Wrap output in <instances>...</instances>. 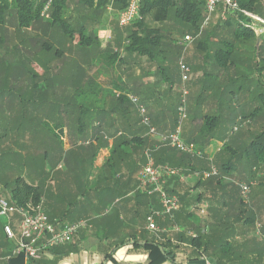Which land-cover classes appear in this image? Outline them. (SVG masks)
<instances>
[{"label": "crops", "instance_id": "crops-1", "mask_svg": "<svg viewBox=\"0 0 264 264\" xmlns=\"http://www.w3.org/2000/svg\"><path fill=\"white\" fill-rule=\"evenodd\" d=\"M64 13L70 15L66 18L67 25L72 29L76 28L74 30L83 31L91 39L89 44L84 47L78 46L75 41H71L67 37L71 41L66 39L69 41L70 47L76 54L82 52L81 60L85 58L87 61L88 59L92 61V56H95L93 58L96 65L98 62L104 63V67L99 65L97 71H93L91 64L87 66L86 70L81 67V70H77L75 75L80 76V82L82 83L85 79L87 80V77L91 79L96 77L100 70L96 82L101 84V89L111 91L115 96L114 101L107 102L105 99L106 101L104 100L102 105L101 103L99 104L98 100L90 104L85 102L86 104L83 103V105H91L97 109L101 107V110L106 107L114 108L120 92H125L127 96L131 93L130 88L120 91L119 77L115 79L114 75L122 73L124 76L121 84H125L126 79L129 77L134 78L133 68L136 70L130 64L136 55L129 56V64L124 62L126 59L124 55L120 57V61L114 63L112 62L113 60L109 59L108 50L112 49L113 52H118L116 43L118 8L114 7V4L109 3L104 8L96 9L90 7L83 0H67ZM165 24L167 23L152 24V26L164 28L171 35L174 22L173 24L171 22V25L167 24V27H165ZM51 29L53 27L45 30H50L51 32ZM17 30H22V32L30 31V29H18V27ZM51 34H57L58 40L51 42L50 47H55L58 43H62L59 42V36L63 38L66 36L62 29L59 30V33ZM186 35L190 34H184V36ZM24 37H27V40L37 37L35 40H40L41 36L33 34ZM24 37L17 42L18 48H21L20 51L0 53V67L2 69L0 73V90L5 88L3 83L6 82V91H15L17 89L21 93V99H14V102L17 104L24 102V106L29 103L32 104V107H36V105H41L45 102L49 103L50 98L56 99L51 95L47 96L49 99L45 96L42 99V94L51 93L58 87L55 77L59 75L62 77L61 86L64 85L63 87L66 89H71L72 85L74 86L75 83L70 85L74 68L71 69L69 65L64 64L66 62L62 59L65 56L64 50L62 51L59 48L56 52H51L47 50L48 47L43 45V53L36 51L30 55L25 52L24 44L26 39ZM123 43L124 41L122 40L121 44ZM178 45L184 47L182 42H179ZM196 48L199 49V47ZM91 49H95V53H89ZM191 52L192 48L189 46V55H184L183 58L184 60L187 58L186 61L195 62L199 58L198 56L195 57ZM11 58L19 59L24 63L20 64V67L13 65L15 68H10L6 64V60ZM52 59H55L56 62L50 63ZM143 61L147 65L149 60L144 57ZM25 64L31 66L27 69L28 80L30 76L29 70L32 69L34 71L32 79L27 81L29 83L24 79L27 76L26 72H23ZM93 66L96 67L95 65ZM110 68L111 70L113 69V72ZM21 73L23 74V79L21 78L20 82L12 81V76L17 77ZM5 77H9V79L5 81ZM145 83L148 84L149 82L145 81ZM89 90L90 88H86V91ZM246 96L250 97L248 94ZM246 96H242V98L246 99ZM146 100L148 103L150 101L156 105L153 107V110L155 108L153 125L158 129L156 130L157 134L167 135L172 131V126L169 114H166L163 109L164 102L158 99L155 104L156 99L154 96H150ZM256 100L255 95H253L252 105L249 100L248 104H245L247 107L243 114L242 112L238 113L237 105H232V108H234L232 117L236 120L229 130L228 139L227 135H218V138H222L221 141L215 138L209 140L205 136L207 139H203V143H196L194 141L198 137L204 138V136L200 135L203 121L197 117L186 121L182 132V140L193 143L203 153L204 160H188L185 158L183 161H179L181 156L177 155L176 159L178 160L176 161L158 164L168 165L179 171V176L166 178L162 188L168 194L174 192L183 196L184 202L187 203L183 208L182 205H179V211L172 218H156L155 222L160 229L158 234H152L147 231L145 219L150 213L159 210V197L157 195L149 196L146 189L140 187L139 173L144 165L146 152L149 151L154 159L155 154H159L161 149L167 147L157 137L137 133V127L132 125L126 115L114 112L113 118L116 122L114 125H121L122 129L119 126L116 131L115 127H111L107 135L102 133V137L97 135L92 138L91 145L96 147V151H70V139L78 140L79 138L78 136L70 137V130L66 127L63 128L62 132L60 131L62 133L60 138L63 141V151H49L50 157L45 165L29 161L28 156L31 155V151L19 150L17 145H13V151H5L4 153L0 151V198L7 200L13 188L14 180L22 178L26 183L39 189L41 198L38 203L41 204L42 210L52 224L62 226L77 221L86 222V227L80 229L69 244L45 251L39 260L32 261L25 259L22 255H12L17 243V222L19 220L18 215H13L11 216V221L15 239L8 240L4 236L2 223L0 222V264H148L149 251L146 246L151 244H164L165 250L174 255L176 264H205L206 261L209 262L206 256L201 253V250H195L190 247L187 238L197 235L203 237V240L208 237L212 238L213 234L221 231L222 226L237 224V220H241L243 214L236 216V205L231 207L232 212L228 216L229 222L228 219L223 220L224 218L221 217V213H224V210L219 212L220 214L218 212L214 213L215 208L223 203L226 196H218L215 183H211L212 181L209 179H201L198 174L209 171L211 168L221 171V165H226V168H228V160L222 151L223 145H227L229 151L232 153L236 152L237 157H240L238 161L233 160L234 165H237L236 167H231L225 174L220 172L222 173L223 183L230 184L229 182H231L233 184L234 177L238 175L237 170L249 171V175L246 174L247 179L255 171L252 155L245 157L246 152L244 153L245 155H241V153L247 151L248 144L256 135L264 131V116L261 115V111H254L260 107L257 106ZM60 101L66 103V96H60ZM5 102L11 101L0 99L1 106L13 105V103ZM211 108L214 109L212 105L209 106V110ZM102 113H104V110H102ZM241 119L242 123L246 122L245 124H250L251 126L254 122L257 123L252 126L251 131L239 133L237 122ZM235 128H237L236 131H234ZM76 133L78 134L79 130ZM217 134H220L219 131L215 132V135ZM120 135L127 138L142 136L147 139V146L143 151H115V154H112V151L109 150L114 139ZM22 139L21 137L20 140ZM100 139L105 142L98 148ZM16 140H19V138H16ZM33 153L39 152L32 151ZM174 163L175 166L173 165ZM82 172L85 173L84 178H81ZM246 180L237 184V187L239 188L241 184H245ZM197 197L199 198L198 202L195 201ZM200 208H204L205 214L203 216L199 213ZM256 215V222L253 228L262 229L264 227V209L257 212ZM231 216L234 218H231ZM236 227L239 228L240 226L237 225ZM245 228L247 226H241L239 229L244 230ZM160 250L163 252L162 247H160ZM162 264H170V262L166 261Z\"/></svg>", "mask_w": 264, "mask_h": 264}, {"label": "rangeland", "instance_id": "rangeland-1", "mask_svg": "<svg viewBox=\"0 0 264 264\" xmlns=\"http://www.w3.org/2000/svg\"><path fill=\"white\" fill-rule=\"evenodd\" d=\"M67 16L70 15H66L65 13L62 15V18L65 22L67 21ZM219 18L220 14L219 11H217L216 14L213 15L210 24L200 36V38L190 45V47L192 48L191 53L195 55V57L198 56L199 58L196 59L195 62L186 61L187 58H185V60L183 58L184 55H189V46L184 48L180 45H175V43L179 44V42L183 41V36L184 34H186V30L184 28H181L177 22H174L173 24L172 21H169L167 22V24L171 25L172 22V24L174 25V28H172L171 31V35H168V37H170L171 39L170 42L172 47L169 44V41L166 46L163 44L161 52L156 53L155 59L152 62L148 61L147 65L144 64L143 57L134 56L135 60H131L130 63L131 66H134L136 68V70L133 68L134 78L129 77L128 79H126L125 84H121L124 76L122 73L119 75H117L116 73L114 75L115 79H118L119 77L118 83H120V91L128 90L130 88V95L127 96L125 92H120L118 96L123 94L128 98V101L130 102V112L126 116L130 120V122H132V125L137 127V133L148 134V127L142 123V117L140 116V113L138 111V106H142L145 109V116L150 120V125L154 127L153 114L155 108L153 110V107H155L156 105L152 104L150 101L148 103L146 99L150 98V96H154V98L156 99L155 104L158 99L164 102L163 109L166 114H169V120L172 126L171 130L173 131L174 128L178 125L181 127V133L183 132L184 125L188 119H194L197 117L198 119L201 118L202 120L204 116H213L219 117L220 123L218 129L223 130L222 133H224V131H227L226 137L228 139V130L233 125L230 123L232 118L228 119L229 114L233 115L232 113H234V108H232V105H237V110H239L238 113L240 114L242 112L243 114V112L245 113L247 107L245 106V104L247 105L249 100L252 105L253 95H255V99H257L255 101L256 104H258L257 106L261 107V110H259L262 113L261 115L264 116V101L260 97L261 93H264V70L260 75L255 74L253 70L245 75L243 74V72L236 73L233 69V74L228 77V68L222 69L218 66L215 58H213L215 48H223V44L220 43L221 39L223 37L231 39L232 30L221 23ZM167 24H165V27H167ZM252 25L256 36L259 37V35L264 33V28L260 26V23L254 22ZM16 26L17 20L13 12L5 11L1 14L0 53H15L17 51H20L21 48H18L19 46L17 42H19L20 39L24 36L37 34V36H41L40 40H35L37 37L35 39L30 38L28 40L27 37H24L26 39L24 44L25 52L29 53L30 55H32L33 52L36 51H40V53H43V45L45 47H49L50 49L48 50L51 52H56L58 48L62 51L64 50L63 53L65 54V56L62 57V59L66 61L64 64L69 65L71 69L74 68V74L71 77L72 79L70 81V85L74 83L75 84L74 86L72 85L71 89H66L63 87L64 85L61 86L62 77L60 75L55 77L56 81L58 82V87L56 88V90L51 91V93L46 92L42 94V99L44 96L49 99V97H47L49 95L55 97L56 99L50 98V101L48 100L49 103H40L41 105L32 107V104L29 103H27L28 105L25 104L24 106V102L22 104H17L16 102H14V99H21V93L18 92L17 89L15 91H6L7 83H3V86L5 88L0 90V99L9 100L11 102L5 103H13V105H0V151H2L3 153L5 151H13L14 146L17 145V148L19 150L31 151V155L28 156L29 161L35 162L39 165H45V163H48L50 157L49 151H63V141L60 138L62 136V133H60V131L62 132L63 128L65 127L70 130V137L78 136L79 138L78 140L70 139V151H95V146L91 145V140L94 136L100 135L99 137H102V133L107 135V132L111 127H115L116 131L119 126L120 129H122V127L118 124L114 125L116 122L113 118V108L106 107L102 109L104 110V113H102V110L100 109L101 107L97 109L91 105H83V103L88 102L90 104L91 102L98 100L99 104L101 103L102 105V102H104L105 99L107 100V102L114 101L115 96L111 91H104L103 89H101V84H98V82H96L98 75L100 74V70L98 71V74H96V77L92 79L90 77H87V80L85 79L84 82H82L83 84L80 82V76H76L75 74L77 73V70H81V67L86 70L88 68L87 66L90 64L91 68H93V71H97V67L99 65L104 67V63L96 61L98 62V64L96 65L94 63L95 56H92V61H90V59H88L87 61L85 58L81 60L80 56L82 52H78L76 54L75 51L70 47V40L66 36L65 38L59 36V42L62 43H58V45L55 47H50L51 42L53 43L57 39V34L54 35L51 33H59V30L61 29L58 24L53 26L51 32L50 30L46 31L45 29L49 28L43 26L41 23L36 24L34 26V29L23 32L22 30L18 31ZM161 30L166 31L164 30V28H162ZM129 32V28H121L118 26V30H116V39L121 38V41L126 40ZM66 39L69 41H67ZM198 40L209 42H207V49L208 52H211V54H209L210 58L205 59V50L200 49V47L199 49L196 48ZM253 45V41H238L236 42V52L242 54V56L244 57H247L246 53L252 51ZM117 48L119 56L121 57L124 55V57L126 58L124 62H127V64H129L128 58L131 54L128 52H123V45L117 46ZM89 53H95V49H91ZM75 57L77 58L74 59ZM260 57H264V52H261ZM180 61H183L189 68V73L187 74L188 79L186 81H182V76L179 69ZM54 62H56L55 59H52L50 61V63ZM23 63L16 58L6 60V64L10 68H15L13 67V65H17L20 67V64L22 65ZM93 65H95L96 67H94ZM244 66L245 64L241 65L242 68ZM29 67L31 66L26 65L24 68L25 70L23 71L27 74V76L24 77L26 82L32 79V74L34 72L32 69L29 70L30 76L28 80L27 69ZM114 69L116 70V72H118L116 68ZM1 70L2 69L0 67V73L2 72ZM75 77L76 81L74 82ZM21 78L23 79L22 73L18 74L17 77L12 76V81L20 82ZM8 79L9 77H5V81H7ZM145 81L149 83L146 84ZM66 84L69 85L68 83ZM86 88H90V90L86 91ZM247 94L250 96L249 98L246 96ZM60 96H66V103L60 101ZM129 96H134L137 99L138 103L133 104L129 100ZM242 96H246V99L242 98ZM211 105L214 107V109L211 108L210 111L209 106ZM181 107L185 108L186 119L183 120L180 124L178 110ZM115 113L121 114L120 111H116ZM245 123L246 122L242 123V119L237 122V127L240 130L239 133L251 131L252 126H254L257 122H254L252 126ZM155 129L158 130L157 128ZM78 130L79 133L77 134L76 132ZM216 136H218V134L215 136L213 135L216 140H222V138L217 139ZM21 137L23 138L22 140H20ZM16 138H19V140H16ZM185 143L187 145L193 146L195 150H198L197 147L193 145V143ZM32 151H37L39 153L32 154ZM245 152L246 151H243L241 155ZM223 153L228 160V166L234 167L235 165L233 163V160L235 159L238 161L240 157L238 158L237 155L235 156L231 151ZM30 157L32 158L30 159ZM251 158L253 160V157ZM200 160H204V157H202ZM252 162H254L253 166L255 167V171L252 172L249 178L251 179L252 183L257 185L261 181L264 182V158L263 161L259 163H256L254 160ZM217 172L218 176L209 179L210 181H213L221 176L222 173H220L221 171H219V169ZM237 172V177H234V181H232L234 187H237V184H240V182H244L247 179L246 174L249 175V171L245 172L243 170H237ZM81 176V178H84L85 173L82 172ZM255 207L254 210H256ZM231 212V208L226 211L224 209V213H221V217L224 218L223 220L228 219L229 222L228 216L231 215ZM247 214L248 213L244 214L242 219L247 217ZM231 218L234 217L231 216ZM247 229L248 231H250V234L248 233L247 237L245 236L246 239H250V236H258L262 232L260 228H253V226H247L245 230ZM222 230L227 231L228 226H222L221 231ZM237 231H239V228ZM217 237L218 236H215L213 238L216 240ZM236 239L241 240L242 237L239 235ZM224 240L225 239L222 238L219 241ZM247 259L248 258L245 255L244 260L246 261ZM209 263L213 264L210 259Z\"/></svg>", "mask_w": 264, "mask_h": 264}, {"label": "trees", "instance_id": "trees-1", "mask_svg": "<svg viewBox=\"0 0 264 264\" xmlns=\"http://www.w3.org/2000/svg\"><path fill=\"white\" fill-rule=\"evenodd\" d=\"M44 1L45 0H0V16L5 11L13 12L18 23V29H33L38 23H41L47 28L58 24L66 37L71 41H75L78 46H87L91 39L86 36L83 31H75L72 29L62 18L67 0H53L50 10V18L47 20L40 18V11L43 7ZM83 1H85L90 7L96 9L104 8L110 3L109 0ZM126 1L127 0H113L112 4H114V7L118 8L119 11H122L126 6ZM235 2L240 11L259 17L264 21V0H235ZM204 7L205 0H140L141 19L136 20L131 25L127 26V28L130 29V32L126 40H124V44H121L120 38L116 40V43L118 46L123 45V52H128L131 55L143 58L145 57L152 62L155 59L156 53L161 52L163 44L166 46L171 39L168 38V35L170 34L168 33L169 31L166 32L161 30V28H155L151 23L161 24L169 21L177 22L181 28L186 30V33L194 35L198 31L203 20ZM219 20L232 31L231 39L225 37L221 39L220 43L223 44V48H215L213 58L217 61L218 66L222 69L228 68V77L233 74V69L236 73L243 72L245 75L253 70L255 74L260 75L264 70V57H260L261 52H264V33L259 35V37L256 36L252 25L254 22L241 13H237V15L233 16L228 15V18L225 21H221L220 18ZM260 26L264 28L263 25ZM257 39H260L258 45ZM238 41H253V49L251 52L246 53L247 57L236 52V42ZM207 42L198 40L197 44V47H202L201 49L205 50V59L210 58L207 49V44L209 42ZM169 44H171V42ZM175 45L178 44L175 43ZM48 49L50 48L48 47ZM108 51L110 54L109 59L113 60V63L120 61L118 52H113L112 49ZM243 64H245V66L242 68L241 65ZM260 97L264 101V93H261ZM129 106L130 102L126 95H119L116 100V106L113 108V113L120 111L122 115H127L130 112ZM259 110H261V107L256 108L254 111L257 112ZM231 117L232 115L229 114L228 119ZM235 120L236 119L233 118L230 123L234 125ZM202 121L200 135L204 136V138L198 137L194 142L199 144L203 143V139H207L205 136L210 140L214 138L213 135L215 136L216 131H219L220 134L218 135H226L227 131L222 133L223 130L218 129L220 123L219 117L204 116ZM216 137L218 139V136ZM104 142L103 139H100L98 142V148ZM146 146L147 139L142 136H132L127 138L120 135L114 139L109 151H112V154H115V151H143ZM222 151H229V147L223 145ZM233 154L236 155V152H233ZM177 155L181 156L179 161H183L185 158L188 160H199L198 158L177 153V151L169 148L161 149L159 154L154 155V159L157 164H166L167 161L178 160L176 159ZM249 155H252L253 160L256 163L263 161L264 131L258 134V136L250 142L248 150L246 151V156L249 157ZM173 165L175 166V163ZM230 169L231 166H228V168H226V165L221 166V172L224 174ZM246 181L250 183L251 179L248 178ZM211 183H215L216 192L219 194L218 196H226L223 203L215 208L214 213H219L224 209L228 210V208L236 205V216L248 213L247 217L243 220H237V224L231 226L228 225L227 231L222 230L214 234L213 237L218 236L216 240L213 237V239L208 237L206 240H203V237L197 235L188 237V244L195 250H201V253L204 254L208 260L210 259L213 264H264V228L261 229L262 232L260 235L250 236V239H246L245 236L247 237V234H250V231H248V229H239V231H237L238 227H236L237 225L240 227L254 226L257 212L264 209L263 181L257 185L254 184L250 186L246 200L242 198L238 187H234L231 183H223L221 176L213 180ZM170 194L178 196L179 205H182V208L187 204L184 202L185 199L183 196L174 192H171ZM40 198V191L37 187L26 183L22 178H16L13 182V188L10 191V196L7 201L17 207H24L27 203H32L34 205L37 204ZM195 201L198 202L199 198L197 197ZM254 207L256 210H254ZM239 235L242 237L241 240L236 239ZM222 238L225 240L219 241ZM160 247L163 248V252L160 250ZM146 248L149 251L148 264H162L166 261H169L170 264H176L174 261V255L165 250L164 244H151L147 245ZM245 255L248 258L246 261L244 260Z\"/></svg>", "mask_w": 264, "mask_h": 264}, {"label": "built area", "instance_id": "built-area-1", "mask_svg": "<svg viewBox=\"0 0 264 264\" xmlns=\"http://www.w3.org/2000/svg\"><path fill=\"white\" fill-rule=\"evenodd\" d=\"M112 4L113 0H109ZM53 0H45L40 11V18L47 20L50 18V10ZM219 11L221 21H225L228 15H237L241 13L249 17L253 22L264 25V21L254 15L240 11L235 0H205L203 20L194 35H186L183 38V45L186 48L200 38L216 12ZM141 19L140 16V0H127L126 6L117 15V24L124 28L131 25L134 21ZM179 69L182 81L188 79L187 74L189 68L183 61L179 62ZM129 100L133 104L138 101L134 96H129ZM138 111L142 117V123L148 127V135L159 138L160 142L167 148L179 153L188 155L193 158L201 159L203 153L195 150L193 146L187 145L182 140L181 127L176 126L172 132L167 135H158L154 127L150 125V120L145 116L146 112L142 106H138ZM179 122L186 119L185 108L178 110ZM237 128L234 129L236 131ZM179 176L177 169L168 165H158L155 163L151 153L146 152L145 162L139 173V184L141 188H145L149 196L157 195L159 197V210L150 213L146 217V229L152 234L160 232L155 220L156 218H172L179 211V198L177 195L166 193L163 188V182L166 178ZM198 176L203 180H208L218 176L215 168L202 172ZM254 183H245L239 186L240 194L243 199H247L250 186ZM201 216L205 214L204 208L199 209ZM18 215L17 222L18 238L12 255H22L25 259L37 261L41 258L45 251L69 244L78 231L86 227L85 221H77L75 223L56 226L52 224L44 211L41 204L27 203L24 207H17L10 204L7 200L0 198V222L2 223V231L8 240L15 239L12 229L11 216ZM205 264H210L206 261Z\"/></svg>", "mask_w": 264, "mask_h": 264}, {"label": "water", "instance_id": "water-1", "mask_svg": "<svg viewBox=\"0 0 264 264\" xmlns=\"http://www.w3.org/2000/svg\"><path fill=\"white\" fill-rule=\"evenodd\" d=\"M260 43V39H257V45Z\"/></svg>", "mask_w": 264, "mask_h": 264}]
</instances>
